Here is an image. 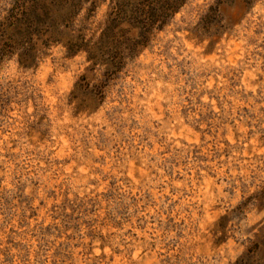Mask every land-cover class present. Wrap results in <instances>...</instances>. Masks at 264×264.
Masks as SVG:
<instances>
[{"label":"rangeland","instance_id":"rangeland-1","mask_svg":"<svg viewBox=\"0 0 264 264\" xmlns=\"http://www.w3.org/2000/svg\"><path fill=\"white\" fill-rule=\"evenodd\" d=\"M159 1L0 0L39 18L0 57V264H264V0H181L117 74L59 43Z\"/></svg>","mask_w":264,"mask_h":264},{"label":"trees","instance_id":"trees-1","mask_svg":"<svg viewBox=\"0 0 264 264\" xmlns=\"http://www.w3.org/2000/svg\"><path fill=\"white\" fill-rule=\"evenodd\" d=\"M46 1L52 2L54 6L59 4L63 6L68 2L66 0ZM177 1L175 3L174 0L156 2L160 4L159 7L161 6L160 10L155 9L157 12L155 10L149 12L143 6L138 8L135 6V14L129 18L124 15L126 12H122L123 14H121V9L117 10V7L112 8L114 14L109 16L107 27L100 35V41L96 45L90 46L88 41L82 36H71L70 38L65 36L61 38L62 40L59 43L63 45L67 56L72 57L84 53L86 62L92 64V66L103 64L111 72L113 71L114 74H117L126 62L140 55L149 39L150 31L155 29V27L156 30L162 28L166 23V19L176 12L182 3L181 0ZM17 11L18 6L15 9H11V13L14 15L8 19V24L6 25L10 30L19 29V21L15 17ZM210 14H212V11ZM26 16L24 17V21L27 22L26 33L17 32L11 36L6 30H0V57L4 54H12V52L17 51L16 47L22 45L20 42L25 43L28 47L27 54L21 53L18 59V64L22 68H28V62H30V59L32 60V53L34 51L30 50L32 46L30 39L36 35L34 29L37 25L36 23L39 21V18L34 14ZM3 26L5 27V25ZM115 30H120V34L114 33Z\"/></svg>","mask_w":264,"mask_h":264}]
</instances>
